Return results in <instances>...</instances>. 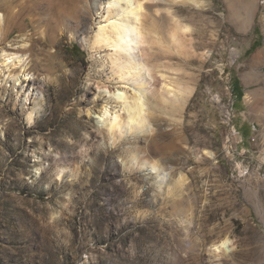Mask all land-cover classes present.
<instances>
[{
    "label": "rangeland",
    "instance_id": "1",
    "mask_svg": "<svg viewBox=\"0 0 264 264\" xmlns=\"http://www.w3.org/2000/svg\"><path fill=\"white\" fill-rule=\"evenodd\" d=\"M202 1L158 0L147 46L155 92L192 88L183 109L151 99L153 133L114 140L105 91H132L111 51L89 47L100 15L77 26L67 0L60 23L49 0H0L30 20L0 40V264H264V0ZM168 9L190 28L185 53L167 47ZM131 152L167 181L128 165ZM225 236L235 250L217 256Z\"/></svg>",
    "mask_w": 264,
    "mask_h": 264
},
{
    "label": "bare ground",
    "instance_id": "2",
    "mask_svg": "<svg viewBox=\"0 0 264 264\" xmlns=\"http://www.w3.org/2000/svg\"><path fill=\"white\" fill-rule=\"evenodd\" d=\"M63 1L65 0H49L50 15L56 18L59 23L65 17L62 11ZM67 1L73 4V7L71 6L70 9H75L73 13L76 14L77 26H80V19L84 15L90 14L93 11L97 15H100L98 17L99 21H97L93 34L89 39V47L92 51L107 49L111 51L109 58L113 75L118 79L119 84L130 88L132 91L130 94L123 90H116L114 92L105 91L109 94L110 100L116 102L120 107L119 111H111V108L108 106L109 103H107L99 113L100 120L104 122L107 132L111 135L110 137L123 140V138L128 136L140 137L153 133L151 115L149 111V113L147 112L148 106L152 104L151 99H154L155 103L158 102V105L165 104L171 106L176 111L183 109L188 101V96L190 97L192 93V88L177 85L172 90L169 86L163 85L161 92H155L151 88L157 65L153 64L152 58L147 52V46H152L159 38L157 34V15L160 13L155 9L158 0ZM168 1H171V3L181 2V0ZM185 1H190L200 7L203 4L202 0ZM94 2H99V5H95ZM64 6H67V4ZM171 10L168 9L166 11V15L169 16L171 23L166 34L167 47L174 50L175 53H185L186 36L190 28L183 25L176 17V13ZM0 12L2 13L0 15V40H8L16 31H22L27 22L30 23L29 18H27L29 14L26 15L25 12H13L5 8H1ZM149 18H151V25L148 27L146 21ZM254 18L253 14H247L242 25L252 26ZM55 29L56 26L51 27L50 35L45 39L46 47L54 46L57 42ZM160 39L159 42H162ZM33 48L34 44L32 43L30 48L27 47L26 52L14 53L15 55L11 54L12 57H9V59H14L16 61L14 65H19L22 62L21 56L29 54L31 57ZM29 74L25 73L24 75L26 77ZM18 80L19 78L17 77L16 81ZM156 108L158 109L159 106ZM28 121L32 122V115L29 116ZM206 155L214 156L212 152H207ZM127 162L128 165L134 168L147 169L156 173V179L161 185L167 181L169 174L161 166L160 160L151 155L139 160L138 155L131 152ZM225 241L229 242L228 247H221ZM213 246L214 249L220 247L219 252L214 251L217 256H229L235 250V242L231 236H225Z\"/></svg>",
    "mask_w": 264,
    "mask_h": 264
},
{
    "label": "snow or ice",
    "instance_id": "3",
    "mask_svg": "<svg viewBox=\"0 0 264 264\" xmlns=\"http://www.w3.org/2000/svg\"><path fill=\"white\" fill-rule=\"evenodd\" d=\"M228 244H229V242L225 241L224 244L221 245V247H228ZM214 251L219 252L220 251V247L215 248Z\"/></svg>",
    "mask_w": 264,
    "mask_h": 264
}]
</instances>
